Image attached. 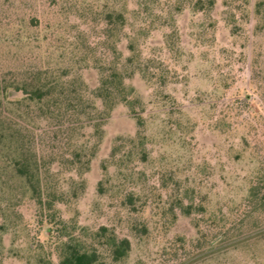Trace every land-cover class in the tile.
<instances>
[{"label":"rangeland","instance_id":"obj_1","mask_svg":"<svg viewBox=\"0 0 264 264\" xmlns=\"http://www.w3.org/2000/svg\"><path fill=\"white\" fill-rule=\"evenodd\" d=\"M196 1L0 0L1 77L74 66L72 74L90 91L98 69L75 64L70 43L96 45L102 13L112 9L128 20L119 43L124 53L136 38L145 59L168 74L165 83L141 72L127 78L141 99L145 143L130 142L137 119L120 103L83 174L68 160L72 142L91 147L97 140L85 120L93 106H80L81 122L74 127L77 117L69 114L4 106L10 120L30 128L29 142L53 182L69 194L58 204L60 214L79 227L106 225L130 238V254L121 264H264V215L224 239L215 238L220 231L210 217L242 202L254 177L264 173V0ZM175 31L170 49L167 34ZM1 184L0 264H36L30 246L48 239V224L23 195L20 180L4 178ZM182 204L194 206L193 213H183Z\"/></svg>","mask_w":264,"mask_h":264},{"label":"trees","instance_id":"obj_2","mask_svg":"<svg viewBox=\"0 0 264 264\" xmlns=\"http://www.w3.org/2000/svg\"><path fill=\"white\" fill-rule=\"evenodd\" d=\"M205 2L197 0L195 4ZM209 3L213 4V0H209ZM102 14L104 27L96 45L86 42L82 44L80 41L70 43L76 52L75 64L93 63L98 69V82L90 91L87 84L84 82L80 84L72 74L71 67L74 66L70 69L68 66L52 68L50 71L39 69L38 72L24 78L0 76V189L5 188L3 187L5 185L1 184V179L20 180L24 187L23 195L35 203L41 219L48 224V239L30 246L38 257L36 264H121L129 256L132 248L130 238L119 236L109 226L103 225L96 230L79 227L60 214L58 204L66 203L69 194L53 182L51 179L53 176L44 158L39 156L35 146L29 142L30 128L20 124L18 120H10L11 116L4 110L8 103L16 106V109L22 108L23 104L28 107L37 106L45 113L54 112L59 117L63 114L77 117L71 122V127H74L81 122L83 111H80V106H93L95 113L91 109L84 110L88 114L85 120L92 123L93 136L97 140L91 147L88 145L77 147L71 143L73 148L68 164L79 174L90 168L99 141L104 136V124L112 110L120 103L127 105L137 119V135L131 137L130 142L144 145L145 118L137 111L141 99L135 87L127 83V78L135 72H141L148 80L165 83L168 74L153 65L152 61L145 59L136 38L130 40L128 54L120 48L119 43L126 34L128 24L123 11L112 9ZM176 33L175 31L167 34L166 44L170 49ZM13 91H21L24 96L13 99L10 97ZM116 153L115 148L112 155L116 156ZM141 158L146 160L144 150L141 152ZM127 197L132 199L130 194ZM181 207L186 215H191L194 211L192 205L182 204ZM218 215H221L220 219ZM262 215L264 173L254 177L249 194L242 202L225 213L214 211L210 214L216 229L220 231L215 238L219 235L221 239L230 238L235 235L238 226L243 227L246 220H254ZM1 227L4 229L5 223H2ZM3 247V238L0 235V263ZM46 247H49L48 254L45 252Z\"/></svg>","mask_w":264,"mask_h":264}]
</instances>
